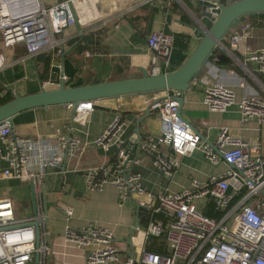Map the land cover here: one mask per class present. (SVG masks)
I'll return each instance as SVG.
<instances>
[{
	"label": "built area",
	"instance_id": "obj_1",
	"mask_svg": "<svg viewBox=\"0 0 264 264\" xmlns=\"http://www.w3.org/2000/svg\"><path fill=\"white\" fill-rule=\"evenodd\" d=\"M88 2L57 0L46 6L41 0H0V69L8 65L4 50L17 44L24 52L14 58V63L38 54L61 55L67 41L65 29L76 24L80 6H88ZM91 12L95 15H87L82 25H91L98 18L97 10ZM246 28L245 24L239 32L229 36L227 52L256 87L236 100L233 91L217 81L219 69L209 58L202 63L206 67L205 74L197 77L194 74L188 87L202 86L200 101L208 111L223 112L234 105L240 122L264 123V84L261 82L264 80V46L251 48L243 43L240 56L235 53L245 39ZM76 34H82L80 28ZM172 42L173 36L162 31L153 30L147 34L145 45L151 55L148 74L164 69ZM87 52L84 53L87 55ZM228 72L234 74L231 69ZM57 78L59 82L66 79L62 73ZM58 81L47 78L40 82V87L57 86ZM237 82L240 87L247 86L243 78L239 77ZM181 94L177 89H162L142 97L143 108L147 106L149 111L156 113L158 133L140 136L139 152L149 156L151 166L168 179L175 173L179 158L195 149L200 150L209 163L221 162L226 169L201 182L192 179L175 191L164 188L158 193L147 194L152 200L151 210L160 212L163 218L150 220L144 234L145 237L163 238L165 249L161 252L143 247L138 259H122L108 229L94 222L78 227L66 222L61 240L85 251L84 264H264V148L255 140L230 133L226 126L217 129L213 140L215 149L204 143L177 114L175 98ZM95 103L96 100L81 101L74 108L71 120L84 125ZM65 105L71 108L70 104ZM122 126L123 121L117 114L89 143L62 133L19 135L13 133L5 121H0V160L7 168L1 177L28 182L33 196V208L20 216L15 215L12 200L0 196V264H47L46 174L67 158H79L89 144L102 150L113 145L115 152L111 159L82 168L87 190H101L104 184H111L117 190L118 204L132 194L145 192L140 173L127 168L128 162L135 164L137 159L127 158ZM208 203L220 213L219 218L203 214L202 207ZM64 213L68 219L71 208L66 207Z\"/></svg>",
	"mask_w": 264,
	"mask_h": 264
},
{
	"label": "crops",
	"instance_id": "obj_2",
	"mask_svg": "<svg viewBox=\"0 0 264 264\" xmlns=\"http://www.w3.org/2000/svg\"><path fill=\"white\" fill-rule=\"evenodd\" d=\"M56 1L41 0L46 6ZM87 4L88 6H80L76 24L65 29L67 41L61 55L38 54L33 58H25L20 63H14V58L23 54V47L17 44L4 50L8 65L0 69V97L6 92L11 97L15 94L36 92L41 88L42 80L49 78L56 82L60 73L66 77L63 81L65 86L140 76L139 69L143 68L148 72L151 66V55L146 49L145 38L153 30L170 34L173 39L177 36L176 42H172L167 64L163 69L165 72L173 71L182 64L199 40L191 27L194 26L196 0H89ZM91 10L98 11V18L91 25H82L85 15ZM245 24L246 36L244 41L240 42L236 55L240 56L243 43L251 48L264 46V14L245 15L235 19L223 34L222 48L215 51H221L224 56L211 59L219 69L217 81L230 88L236 100L256 87L235 64L225 62L226 58L231 59L227 52L229 36L239 32L241 26ZM78 28L82 31L81 35L76 34ZM86 34L92 35L94 43L88 47L89 49L79 50L75 44ZM184 35L186 40L181 47ZM85 51H88L87 55ZM42 58L48 60L45 69ZM229 69L233 70L234 74H230ZM205 71L206 67L202 64L195 72V77L204 75ZM239 77L244 79L246 87L238 86ZM46 86L42 88L56 87L55 84ZM201 91L202 86L196 84L190 85L181 94V115L198 134L213 144L218 127L226 126L230 133L244 139L255 140L264 148V123H257L254 120L240 122L234 105L223 112L208 111L200 101ZM155 92L99 98L96 103L104 109H92L84 125L71 120V108L65 104L28 108L10 117L11 129L15 134L29 136L70 134L82 142L90 143L118 114L123 121L121 137L126 143L133 138L136 119L143 114L142 97ZM137 130L140 136L157 134L156 113L149 111L147 116L138 121ZM114 152L113 145L102 150L89 144L79 158H67L58 168L47 172L44 181L46 222L49 229L45 255L47 264H84L85 251L61 240L62 228L66 222L74 227L94 222L108 229L113 236L112 243L122 259L126 257L138 259L141 249L148 241L147 237L155 238L152 244L153 251H164L161 236L145 237L144 234V228L150 220L163 218L160 212L151 210L152 200L147 194L158 193L164 188L175 191L188 185L192 179L201 182L209 175L221 173L226 169L221 162L209 163L202 152L195 149L179 158L175 173L168 179L151 166L149 156L139 152L136 156L137 163L128 162L127 168L140 173L145 192L132 194L128 200L118 204L117 190L113 185L104 184L101 190H87L81 172L82 168L111 159ZM5 169H7L5 163L0 160V196L9 197L14 208L15 200L30 201L29 183L14 177H1ZM148 205L150 208H147ZM66 207H70L72 211L68 219L64 213ZM31 209L30 202L23 214L29 213ZM146 209H149V215Z\"/></svg>",
	"mask_w": 264,
	"mask_h": 264
},
{
	"label": "water",
	"instance_id": "obj_3",
	"mask_svg": "<svg viewBox=\"0 0 264 264\" xmlns=\"http://www.w3.org/2000/svg\"><path fill=\"white\" fill-rule=\"evenodd\" d=\"M196 4L193 14L194 26L191 27L195 30L199 40L186 59L175 70L169 72L160 70L157 74H148L145 69L141 68L139 69L141 73L140 76L136 77L104 82H92L90 84L75 86H65L63 82H59L58 85L52 89L40 88L38 91L28 94H15L7 101L0 103V121H5L11 129L10 117L28 108L70 104L73 115L74 108L81 101L85 100H97L103 97L158 91L162 89H177L179 91H184L188 88L189 80L209 54H211L213 50L222 48L221 38L235 19L247 13H264V0H196ZM214 55L215 58H220L223 53H221V51H216ZM175 99L177 101V114L186 121L180 112L182 97H176ZM92 109H104V107L95 103L92 105ZM148 114V107L145 106L143 108V114L136 119V125L133 130L134 136L125 143V148L128 149L127 158H130L132 154V157H136L139 153L140 134L137 130L138 121ZM188 124L191 126L190 123ZM199 136L204 143L214 148L211 142L207 141L202 135L199 134ZM228 166L232 167L231 164H228ZM30 202L33 208L31 187ZM35 243H37V232Z\"/></svg>",
	"mask_w": 264,
	"mask_h": 264
},
{
	"label": "trees",
	"instance_id": "obj_4",
	"mask_svg": "<svg viewBox=\"0 0 264 264\" xmlns=\"http://www.w3.org/2000/svg\"><path fill=\"white\" fill-rule=\"evenodd\" d=\"M254 14H255V13H247V14H244V15L239 16L237 19H239V18H241V17H243V16H245V15H247V16H251V15H254ZM257 14H259V13H257ZM260 14H264V13H260ZM176 38H177V36H174L173 43L176 42V40H177ZM77 39H78V38H77ZM93 40H94V39H93V37H92L91 34L82 35L81 39L78 40L77 43L75 44V47H77L79 50L89 49L88 47H89L91 44L94 43ZM182 40H183V43L181 44V47L183 46L184 41L186 40L185 35L182 36ZM215 52H216V51L213 50V52L207 57V59H208V58H209V59L215 58V55H214ZM42 59H44V63H43V65L45 66V67H44V69H45L46 66H47V61H48V60H47V58H42ZM225 62L231 64L232 60L229 59V58H226ZM232 63H233V62H232ZM233 64H234V63H233ZM235 66H236V65H235ZM236 67H237V66H236ZM236 67H235V68H236ZM237 69L240 70L238 67H237ZM41 77H43V76H41ZM261 81H262L263 84H264V80H261ZM10 98H11V96L6 92L5 94H3V95L0 97V103H3V102L7 101V100L10 99ZM144 209H145V208H144ZM144 209H143V210H144ZM145 211L147 212V215H149V213H150V212H148L149 209H146ZM202 212H203L204 215H206V216H208V217H212V218H219V216H220V213H218V212H216V211L213 210V206H212L210 203H208V204H206V205H204V206L202 207ZM152 214H154V213H152ZM155 214L157 215L158 213H155ZM155 214H154V215H155ZM151 216H152V215H151ZM153 239H155V238H153V237H147V240H148V241H146L147 243H145V246H144V248H145L146 250H153V249H152V247H153L152 244L154 243Z\"/></svg>",
	"mask_w": 264,
	"mask_h": 264
},
{
	"label": "rangeland",
	"instance_id": "obj_5",
	"mask_svg": "<svg viewBox=\"0 0 264 264\" xmlns=\"http://www.w3.org/2000/svg\"><path fill=\"white\" fill-rule=\"evenodd\" d=\"M46 88H48V86H46ZM14 203L16 206V208H14V213L16 216L22 215L24 213V209L28 208V206L30 205V201L20 202L15 200ZM226 224L229 226L231 224V220L229 219Z\"/></svg>",
	"mask_w": 264,
	"mask_h": 264
},
{
	"label": "bare ground",
	"instance_id": "obj_6",
	"mask_svg": "<svg viewBox=\"0 0 264 264\" xmlns=\"http://www.w3.org/2000/svg\"><path fill=\"white\" fill-rule=\"evenodd\" d=\"M87 15H90V16H92V15H95V13L94 12H91V13H87ZM87 15H85V17H89V16H87Z\"/></svg>",
	"mask_w": 264,
	"mask_h": 264
}]
</instances>
